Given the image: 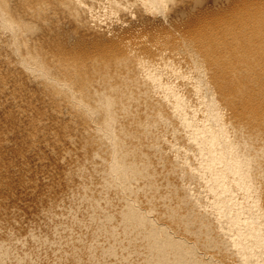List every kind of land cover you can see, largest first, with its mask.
<instances>
[{
    "label": "bare ground",
    "instance_id": "bare-ground-1",
    "mask_svg": "<svg viewBox=\"0 0 264 264\" xmlns=\"http://www.w3.org/2000/svg\"><path fill=\"white\" fill-rule=\"evenodd\" d=\"M202 1L204 0H0V18L2 22L4 21L2 27H5L6 30L10 29L9 33L5 31L9 39L10 37L13 38L17 36L19 32V29L16 31L15 24H13L15 21L12 22V19L17 20L22 26H26V33H39L35 41L32 40L33 42L31 44L34 47L29 51L28 56L30 58L32 57V62L39 67L37 71L38 75L40 77L47 76V79L49 78L47 82L42 81L45 85L41 86L45 88V90L43 89L42 101L50 104V111L54 113L56 111L55 116L58 118L60 117L58 120L61 118H63L62 120H64V118L74 119L76 117L82 119L83 115H86L83 119L88 120L83 121L85 123L80 124L81 126H73L74 123L68 126V131L65 130L66 132L61 131L59 133L63 135L60 138L55 132H52V134L49 133L51 135L48 134L49 142H46L48 141V139H46L43 144L39 143L38 139L30 137L25 140L27 144L29 143V146L26 147L28 149H23V152L25 151L26 154L31 152L35 155H40L43 150H50L56 147L53 144H57L58 142H68L67 145L70 144V146L74 148L75 140L73 141L72 139L76 137V132L77 134L79 132L80 134L83 133L81 134L82 137L83 135L86 136V139L84 137L85 141H83V147L85 149H90L89 147L94 146L93 150L91 148L92 154L100 148L99 145H103V148L111 146V148H105V150L109 151L102 152L100 157L103 158V156H106L107 159L104 161L107 165L108 162L109 164L111 162L110 168L102 164L101 166L108 168L107 173L102 172L105 174L106 178H109H107V182L108 180L110 181L108 183H110L109 187L112 189H107V186L104 187V185H102L106 183V181H103L105 179H103V175H99L101 178L97 179L98 176L94 174L99 182H105L102 184L99 183V185H102L107 193L103 190L102 186H97L100 189L102 188V192H105L104 194L99 193L101 200L105 201L104 204L110 201V204L113 198H120L119 200H123L124 202L132 201V203L125 202V207L123 206L117 209V214L120 216L118 218L125 220V224L122 225L123 228H121V231L119 229V231L115 229L109 231L112 237L109 239L110 236L108 237V235H105L106 239L101 240V243H99L100 246L98 244L99 247L88 246L90 248L93 247V249L96 247L101 249L102 259H110L113 254L112 252L110 254L111 250L107 253L108 249H111L110 247H115L113 249H115L114 253H116L112 256V260L117 258L119 254L121 260L125 263L128 262V264H132L130 261L133 257H140L143 255V257L146 258H148L146 255H149L150 261L148 262L151 263V260L153 261L151 264H254L257 260L255 254H264V194H262L263 196L260 194L261 192L264 193V189L261 187V190L260 185H257V182L260 184V182L264 180V0H211V2L207 4V1ZM90 7H93V9ZM99 7L101 8L99 9ZM196 9L197 11H195ZM191 11H195L194 15L183 23H180L181 19L187 16L188 12ZM152 13L154 14L151 18L150 16ZM132 20L140 22L143 28H146L152 21H155L159 30L168 31V34L164 35L167 37L154 39L152 34L149 35L145 31H140L136 35H131V32L125 33L128 24H130ZM2 22H0V25ZM65 25H68V28H63ZM5 32L4 35L6 34ZM20 34L22 35V33ZM4 38L6 39V36H4ZM16 42L17 45H19L18 41ZM52 50L59 51L60 54L49 55L48 52ZM4 52H6V47H3L0 42V53ZM16 55L18 54L16 53ZM7 62H5V64H0L1 74L11 73V70H15L16 65L12 62ZM45 62L48 63L51 68L48 69ZM23 66L26 65L22 63L20 68ZM25 70H27L26 67ZM28 73L30 72L27 71V74ZM33 74L35 73H32V75ZM44 79L45 77L43 80ZM12 81L11 79H0V88L7 90ZM29 89H25L23 94L33 95L29 93ZM56 93L59 96H56ZM71 100H74L76 104L72 105L70 103ZM103 100H107L108 103L103 105L101 102ZM13 101V99L10 100L9 104L13 103ZM25 111L18 113L19 119L28 121L27 123L35 128V131L36 128H40L38 130L44 128V122L47 119L46 113H37V115L33 117L29 113L30 108L29 112ZM198 118H201V121L200 119L197 121ZM199 121L202 127L204 125V127H206L208 124H213V129L204 130L206 134L203 133V135H208L212 138L208 139V136L204 137L203 145L205 148L201 147L203 145L198 141L201 136H199V132L195 131L197 129L195 125ZM16 122H18V120ZM172 125L176 126L171 127ZM182 125H184V127ZM126 126L134 127L137 132L130 135L127 133L129 130H127ZM229 126H232V128L234 127V131L235 129L239 131H237V133H231V131H229ZM197 127L199 126L197 125ZM153 128H156L159 132L169 134V136L171 133L180 135L186 145L183 147L185 152L192 149L194 153H198H195L199 156L197 162L200 161L203 165L202 171L205 170L204 172L207 173L205 176H210L207 180H205V178L201 180H203V183H205L204 180L206 183L207 181L211 182H208L209 184L207 183L209 186L202 183L200 184L199 182L200 187L201 185L203 187L205 186L209 193H219L223 183L222 178L224 179L223 181L227 180H225L223 175H236L235 179H233L235 183L237 182V187L235 189L249 197L254 196L252 197L254 198L252 199L253 201L257 198L256 202L258 205L256 206L260 207V202L263 204V207L261 206L259 209L256 208V212L252 215V213L244 209L247 202H244L246 203L244 205L241 204V207L236 205V201L240 198L237 199V197H235L237 200L235 199L234 201L231 199L234 197H232L233 194L231 198L227 196L228 202L227 199L225 200L227 214L225 216L226 218L221 219H227L228 221L226 222V231L223 232L226 236L228 235L233 239L225 242L223 241V243L227 242L226 244L229 245V242H233V244L237 246L236 252L238 255H241V258H238V260H236L235 257L233 258V255L228 256V254L223 253L226 252L223 251L225 247L228 248L232 245L225 246L223 244L224 247L222 248L223 245L220 244L221 242H217V239L213 236V232L207 230L208 227L206 231L203 229L205 233L207 232V234H209V237L205 240L209 243V246H215V248L221 245L220 248L223 252H221L222 254L220 255L206 253L200 257H198V255L195 257L197 253L195 251L198 249L199 243H197L196 240L192 243H188L189 241L187 242V240H189L188 235L191 233L190 227H187L188 224L185 226L186 230H183L184 227L181 228L179 224L180 228L183 230L181 233L178 231V224L170 225L174 218L171 219L172 222H168L170 220L164 217V221L161 214L157 217L158 220L151 221L146 211L148 210L147 207L143 209V207L137 206L138 202L136 200L148 192L149 189H153L152 187L155 189L157 186L160 187L165 185L160 179L158 180L155 178L152 182L149 181L150 183H146L145 178L148 176V173L146 176V173L143 172L146 177H144L143 174H139L142 163H145L146 166L150 165L149 163L151 160L148 158L147 161L143 160V157L146 155L145 152H150L148 149L152 151L153 147H147V151L140 153V157L137 158V156H139L138 152H141L142 148H144L140 143H142L144 139L147 140L149 138L150 140L152 138L151 133V137L147 134L148 132L137 133L141 130L148 129L149 131V129L152 130ZM227 130L230 133H228ZM187 131H194V140L190 138L191 134L190 137L187 135ZM92 132L94 134H90ZM71 134L74 136L73 138ZM119 134L122 135L121 138H119ZM145 134L147 135L145 136ZM1 136L3 140L0 141L4 142L6 137L3 135ZM82 137L79 138L82 139ZM186 137L191 139L192 145L186 140ZM140 139L142 142L139 141ZM196 146H200V149H197ZM1 148L2 147H0V149ZM9 149L6 147V150ZM85 149H83V151ZM11 151L7 153L9 154ZM108 153L110 155H106ZM19 154L22 157V154ZM34 154H32V156ZM153 154L150 155L154 157ZM77 159L79 160V157ZM176 159L175 161H171V164L178 163L180 167L183 165L182 168H180L183 174L193 178L195 170L191 167L194 165L196 166V164L193 166H191V164H193L194 161L192 160L193 162L191 161L192 163H189L185 160L186 158ZM71 161L73 162L72 164L75 165L76 160ZM70 163L68 164L69 168H71L72 165ZM158 163L156 165H159V167L164 169L167 173H172L175 169L172 168L170 162H165L164 165ZM254 163H257V165L259 163L260 165H258V167L260 166L261 170H259L258 167H256L258 170H254L256 169L252 168ZM2 165L0 167V174H3L4 171L6 172V169L2 168ZM23 165L26 166V163ZM98 165L100 164H97V166ZM156 165H154V167ZM28 166L29 162L27 167ZM74 168H72V170ZM83 168L85 169V167ZM99 168L101 167L99 166ZM77 169L79 170L78 167ZM89 169L92 168L89 167ZM236 169L238 170L237 174ZM95 170L99 169L96 168ZM82 171L83 170L78 172L80 173ZM13 172L14 174L18 173L15 172V170H13ZM86 172H88V169ZM182 172L180 171V173ZM233 172L235 175H231ZM87 174L85 173L84 175L86 176ZM92 175L93 173H90V175L87 176ZM201 176L203 177L204 175ZM195 178L196 180L200 179L194 177V180ZM170 183L173 182H169L168 184L171 185ZM134 186L137 188L135 189ZM214 187H216V191ZM229 190L230 188H228L225 183L223 193L228 195V193H230ZM184 191L182 192L184 193ZM187 192L186 190V193ZM163 198H165V196L159 195L157 200H162V206H165L170 201L171 197L168 198L167 196V201H165V203L163 202ZM241 201L240 203H242ZM253 201L251 203L255 205L256 202L253 204ZM96 207H94L95 210ZM254 207H249L248 209H253ZM101 208H103V206ZM237 210L244 213L248 212L247 215L249 214L252 216L244 222L247 218L243 220V217L240 218V215L236 216L234 211ZM97 212H100V210H96L95 213ZM232 212L235 215H232ZM174 215L175 219L181 222L179 219L180 215ZM83 216L84 215L81 217ZM233 216H236V218ZM186 217L187 216H185V218ZM180 218L183 219V217ZM74 219L79 220L80 217L73 218V220ZM88 219L86 218V221H88ZM254 219H259L263 227L254 226L248 233H245V229L248 226L247 224ZM90 220L93 222V218ZM80 221L81 220H79V222ZM110 221L109 218H106L100 225L104 226V229L111 230L113 227L110 225L113 224L110 223L113 220ZM197 221L200 222L199 219ZM167 222L168 224L170 223V226L167 225ZM77 223L78 222H75V224H73L77 226ZM82 223H79L80 226ZM96 226H98V223H96ZM109 226L111 228H107ZM201 228L204 227L201 225ZM127 229L128 231L126 232ZM48 231L54 233V237L62 230L60 227L57 228L55 226V228L53 227ZM102 232L104 233L105 231ZM107 232L108 231L105 233L108 234ZM124 232L128 233V239L125 238ZM121 236L122 238L119 239ZM34 237L36 238V236ZM97 237L98 236L93 239L97 241ZM82 240H79V242L77 241L78 243L75 242V244H70L72 245V249L77 247L74 249H78L79 251V249L83 250L81 248L84 247L85 249L86 247V249L90 251L87 245L83 246L84 243L82 244ZM30 242L32 244H37V247L39 245L45 247L47 244L44 240L42 241L41 238L39 241L30 237ZM89 243L91 244V242ZM247 243H251L254 246V254ZM188 244H191V246H189L190 248H188ZM193 246L197 247L194 248ZM191 247L196 250L194 251ZM63 248L65 249V247ZM139 248L140 250L138 251ZM220 248H218V253H220ZM5 249L6 248H3L2 251ZM64 249H60L62 256H65L64 254L68 251L67 248ZM116 249L121 250L124 254L122 253L121 256V253ZM188 249L192 251H188V253ZM60 250L58 249L55 251L58 252ZM193 251L195 255H193ZM11 253V251L8 253L9 256L12 255ZM104 253H106L105 257L103 256ZM53 254L56 256L55 253ZM70 254L72 253L70 252ZM61 255L57 253L56 258L52 255L53 257L44 256L38 259H41L43 263H47V261L60 262V259H62V257H60ZM72 256L74 257V255ZM57 257H60L59 260ZM96 258L98 257L96 256ZM120 258L118 257L116 260ZM23 260H28L30 262L26 255L23 257ZM98 260H95L96 262H94V264L102 263ZM121 260H119L120 264L123 262ZM110 262L112 261L110 260ZM106 263L108 264V262ZM259 263L261 264V262L256 261V264Z\"/></svg>",
    "mask_w": 264,
    "mask_h": 264
},
{
    "label": "rangeland",
    "instance_id": "rangeland-1",
    "mask_svg": "<svg viewBox=\"0 0 264 264\" xmlns=\"http://www.w3.org/2000/svg\"><path fill=\"white\" fill-rule=\"evenodd\" d=\"M205 1H207L206 4L211 2V0H204L202 2H205ZM90 8L93 9V7H90ZM100 8L101 7H99V9ZM195 11H197V9ZM195 11L188 12V15L185 16L183 19H181L180 23H183L188 18L193 16ZM153 14L154 13H152V15L150 16L151 18L153 16ZM61 19H65V18H61ZM13 21H15V22H13ZM0 22H2L1 18H0ZM12 22H13V24H15L16 31H18V29H19V32H18L17 36H15L16 38L15 37H13V38L10 37V39H9L7 37V33L6 32L9 33L10 29L6 30L5 27H2V25L4 24V21L0 25L1 26L0 30L3 31V32L0 31V38L2 39V40L0 39V42H1V45H3V47L4 46L6 47V52L0 53V64H5V62L9 61L7 63L12 62L14 65H16L15 70H11V73L9 72L7 74H5V73L1 74V72H0V79H11V81L13 80L12 81L13 83L11 82V85L7 88V90L0 88V129H1L0 132H2L0 134L6 137V139H4V142L0 141V147L3 148V149L2 148L0 149V154H1V156H0V167H1L2 164H4L5 166L2 165L3 166L2 168L6 169V172L4 171L3 174H0V233H1L0 234V253L2 254V256L0 254V264H1V262H2V264H20V263H22V264H25V263H28V264H30V263L31 264H94V262H96L98 259H100L98 261L102 262L101 264H107L106 262H108V264H120L119 260H121V258H120L118 253L117 254H118V257L120 259L116 260V259H118V257H117V258H114V260H112V258H113L112 256L116 254V253H114L115 249H113L115 247H110L111 249H108L107 253H109V250H111L110 254H111V252L113 253L111 255L110 259L109 258L108 259L107 258L106 259H102L103 257L101 256V249L98 248L100 246L99 243H101V240L106 239L105 235H108V237L110 236L109 231H112L114 229L115 230L119 229L121 231L122 230L121 228H123L122 225L125 224V220H121V218H118L120 216L117 214V211H118L117 209H120L123 206L125 207V202L126 201L124 202L123 200H119L120 198L115 196L118 199H114L113 198L114 201H113V199L112 200L110 199L111 200L110 204H109L110 201L108 203L104 204L105 201L101 200V197H100V194H104L106 192L104 190L105 189L104 187L107 186L106 187L107 189L110 188L109 187L110 183H108L110 181L108 180V182H107V178L108 177L106 178L105 174L103 172L107 173L108 168H110V166H111L110 165L111 162H110V164L108 162V165H107L106 162L104 161L105 159H107L106 156H103V158H104L103 159V158L100 157V155L104 151L108 152L109 150H105V148L108 149V148H111V146L108 147V148H107V146L103 148V145L102 146L99 145L100 148H98V150H96V152H94L95 154L94 153L92 154V150H93L94 146L89 147L90 149H88V148L85 149L83 147V144H84L83 141H85L86 136L83 135V137H82L81 134H83V133L80 134V132H79L78 133L79 135H78L77 132H76L75 133L76 135L74 134L76 137H74L71 134L72 138L74 137L72 140L73 141L75 140L74 141L75 142L74 143L75 144L74 148H72L70 146V144L67 145L68 142H58L57 144H53L56 147L53 146L54 148H52L50 150L48 149L49 151L48 150H43L42 154L41 153H40V155L37 154L38 156L35 155L34 153H31V152H28L27 154L25 153V151L23 152V149H28L26 147L29 146L28 145L29 143L27 144L25 140L30 138V137L38 139L39 143L43 144V142H45L46 139H48V141H46V142H49V138L48 137H49L50 134H52V132H55V134H58L59 138H60L63 135L59 134V133L61 131H65V130L69 129L68 126H71L73 123H74L73 126L74 125H80L82 123L84 124L85 122H83V121H88V120L83 119L84 116H86V115H83L82 119L80 117L79 118L76 117L74 119L64 118V120H62L63 118H61L60 120H58L60 117L58 118V117L55 116L56 111L54 110L55 113L50 111V109H51L50 108V104L42 101V97H43L42 94L44 93V90H45V88H44L45 85L43 83L47 82V80L49 78L47 79V76H44L45 79L43 80L44 77L43 76L40 77L38 75L37 71L39 70V67H37L32 62L33 58L32 57L30 58L28 56L29 51H31V49H33L32 47H34L31 43L33 41H35L36 36L39 33H37V34L36 33H32V34L26 33V29H27L26 26H22L15 19H12ZM51 22H53V21H51ZM3 28H4V30H3ZM63 28H68V25H65ZM20 30H21V32H20ZM140 31H145L149 35L152 34V37L154 39L155 38L167 37V36H164V35L168 34V31L159 30V28H157V24L155 23V21H152L146 28H143L141 26L140 22H138L137 20H132V22L130 24H128L127 31L125 33L131 32V35H136ZM4 32L6 33L5 35H4ZM24 32H25V34H24ZM15 33H17V32H15ZM20 33H22V35ZM25 35H26V37H25ZM4 36H6V39L4 38ZM28 39H30V40H28ZM13 40H14V42H13ZM16 41H18L19 45H17ZM5 42H6V44H5ZM13 43H16V44H13ZM11 44H12V46H11ZM14 52H16L19 56L16 55V53H14ZM48 54L49 55H58L60 53H59V51L57 52L55 50L54 51L52 50V51L48 52ZM5 55H7V56H5ZM17 63H19V64H17ZM22 63H23V65H26V66H23L22 68H20ZM29 64H30V66H29ZM45 64H46L48 69L51 68L48 63L45 62ZM25 67H26L27 70H25ZM30 68H32L33 70L30 69ZM27 71L30 72V73L27 74ZM31 72L35 73V74L32 75ZM29 76H30V78H29ZM30 79L32 81H34V82H32ZM42 81H44V82H42ZM38 83H39V85H38ZM40 83H42V84H40ZM42 85H44V86L41 87ZM40 87H41V89H40ZM25 89H29V91H30L29 93L30 94L32 93L33 95H29L28 93H27L28 95L23 94ZM38 91H41V92H38ZM55 95L59 96L57 93ZM12 99L14 100L13 103L9 104L10 100H12ZM3 102H4V104H3ZM101 102H102L103 105L108 103L107 100H103ZM70 103L72 105L76 104V103H74V100L73 101L71 100ZM28 107L30 108V112H29V108ZM27 108H28V110H27ZM31 108L33 109V112H32ZM21 111H25V112L28 111L30 113V115H32L33 117L36 116L37 113L38 114L39 113L41 114V112L42 113L43 112L46 113L47 114L46 115V118H47L46 120L47 121L45 120V122H44V128L41 129V130H38L40 128H38V129L36 128V131H35V128L31 127L27 123L28 121L18 118V113H20ZM206 112H208V111H206ZM10 118L11 119L13 118V119L11 120ZM199 119L201 121V118H198L197 121ZM17 120H18L19 123L16 122ZM81 120H82V122H81ZM9 121L12 123V125H11V123ZM200 121L196 123V125H195L196 127L195 128H197V129L195 131L199 132V136H201V137H200V139L198 141H200L199 143L203 145L204 144L203 143L204 142V137L208 136V135H203V133L206 134V132L204 130H209L210 128L213 129V124H208V125H206V127H204L205 126L204 125L202 127V124H201ZM197 125L199 127H197ZM175 126L176 125H172L171 127H175ZM182 126L184 127V125H182ZM126 127H127V130H129V131H127V133H129L130 135L134 134V132L135 133L137 132V131H135V128L132 127V126L131 127L130 126H126ZM233 128H232V126H229V131H231V133L232 132H236L237 133V131H239V130H236V129L234 131ZM47 131H49V132H47ZM149 131H148V129H146V130L138 131V133H137V134H139V133H142V132H144V133L148 132L147 134L149 136H150V133L152 134V138L150 140H149V138L147 140H145L143 138L145 140V143H144V140H143V142H142L141 139L139 140L140 142H142V143H140V142L139 143L142 144L143 145L142 147H144V148H142L141 152H138L139 156H137V158L140 157V153L147 151L146 150V149H148L147 147H151V148L153 147L152 151L150 149H148L150 152H148V151L145 152L146 155L143 157V160H146V161L148 159L151 160L150 163H149L150 165L146 166L145 163L141 162L142 164L141 163L140 164L142 166H144V167L146 166V167L144 168V167L141 166L142 169L140 168V173L139 174H143V176H144V174L146 173L145 175L147 176V173H148L147 177L144 176V177H146L145 178V182L146 183H148L149 181L152 182L153 179L155 178V179H158V180L160 179V181L163 184H165L166 186L165 185L164 186H160V187L157 186V188L160 189V190H158L156 187H155V189H154V187H152L153 189H149L150 191L148 190V192H146L144 195H142L140 198H138L136 200L138 202L137 206L143 207V209L144 208L146 209V207H147V209L149 211L148 210H146V211L148 212V216H149L151 221L156 220L157 217L162 214L163 218L165 217L166 219L170 220L168 222H172L171 219L174 218L173 222L171 224L169 223L170 225H172V224L173 225H175V224L177 225L178 224L177 225V227H178L179 224H180L181 228L184 227L183 230H186L185 226H187V224H188L187 227H190L189 229H190L191 233H189V235H188L189 236L188 237L189 240H187V242L189 241L188 243H192V242H194V240H196V242L199 243L198 244L199 246L198 247L196 246L198 248L197 250L194 249V248H196L195 246H193L194 248L191 247V248H193L194 251L196 250L195 252H197L196 255H195V252L193 251L194 252L193 255H195V257L197 255H198V257H200L202 255H205L206 253H213V254L220 255V254H222L221 252L226 251V252H223V253L228 254V256L229 255H231V256L233 255L232 257L233 258L235 257L236 260H238V258H241L240 257L241 255L237 254V252H236V249H237L236 247L237 246L234 245L233 242H229L228 241L230 243L229 245L226 244L227 242L223 243V241L225 242L227 240H232L233 239L232 237H229L228 235L226 236L225 233H224L226 231V229H225L227 227L226 226V222L228 220L227 219L226 220L221 219V218H226L225 216L227 214L225 200L228 197L231 198V195L233 194L232 197L233 196L234 197L231 198V199H233L234 201L236 199L235 197H237V199L240 198L238 200L236 199L237 200L236 201V205H239L241 207L242 206L241 204L244 205V204H246L244 202H247V204L245 205L247 208L244 206L245 207L244 209L247 210L249 213H252V215H253L254 212H256L255 209L256 208L259 209L261 206L263 207V204L260 202V207L256 206V205H258L257 202H256L257 198L255 199V201H253L252 200V199H254V198H252V197H254V196H252L253 194L251 195L252 197H249L246 194H244V193H242V192H240V191L235 189L237 187L236 186L237 182L235 183V181H233V179H235V177H236L234 172L231 173V175H235V176H230V175L226 176V175L222 174L223 177L225 178V180L226 179L227 180L223 181L224 179L222 178V182L223 183H222L221 186L223 188L220 187L221 189H220L219 193L218 192H215L216 194L213 193V192H211L213 194L209 193L207 191V189L205 188V186L203 187L201 185V187H200V185H199V182H200V184L202 183L204 185H208L211 182L207 181V183L209 182L207 184L206 181H205L208 178H210V176L209 175L205 176V175H207V173L204 172L205 170L202 171L203 170V167H202L203 165L200 163V161L197 162L198 161L197 159H199V156L196 155V154H198V153L195 152L196 153L195 154L192 151V149L187 151V152H185L183 147H185L186 145H185V143H184V141H183V139H182V137L180 135L171 133L170 136H169V134L157 131L156 128L155 129L153 128L152 130L149 129ZM229 131H228V133H230ZM109 132H111V131H109ZM187 132H188L187 135L190 137V134H191L190 138L194 140L195 139V137L193 135L194 131H192V132L191 131H187ZM124 133H126V132H124ZM90 134H94V133L92 132ZM114 134L116 136L115 132H114ZM147 134H145V136ZM79 137H82V139L79 138ZM84 137H85V139H84ZM121 137H122V135L119 134V138H121ZM135 137H136V135H135ZM189 137H186V140H188L190 142V145H192L191 144L192 142L190 141L191 139ZM1 138H2V136H1ZM1 138H0V140H3V138L2 139ZM140 138H142V137H140ZM208 139H212V138L210 136H208ZM172 146H174V147H172ZM6 147H7V149H9V148H11V149L6 150ZM201 147L205 148L204 145L201 146ZM4 148H5V150H4ZM91 148H92V150H91ZM172 148H174V149H172ZM196 148L200 149V146H196ZM83 149H85V150L83 151ZM87 149H88V151H87ZM193 149H194V147H193ZM2 150H4V151H2ZM13 150H15V151H13ZM94 150H95V148H94ZM8 151L9 152L11 151V153L8 154L7 153ZM2 152H4V153L6 152V153L4 154ZM12 152H13L14 155L12 154ZM84 152H85V155H84ZM16 153H18V154L21 153L22 157L20 156V154L18 156V154H16ZM32 154H34V155L32 156ZM98 154H99V156H98ZM150 154H153L154 157H152V155H150ZM27 155H29V156H27ZM106 155H110V154L108 153ZM25 156H27V157H25ZM175 156H177V157H175ZM196 156H198V157H196ZM78 157H79V160L77 159ZM176 158H178V159L179 158H182V159L186 158L185 160H187L189 163H192L194 161V163L191 164V166L196 164L197 167L195 165H194L195 167L194 166L193 167L190 166L191 168H194V170H195L194 174L193 173L192 174L194 175V177H197V179H199V178L200 179L196 180V178H195V180H194V177L192 178V177L185 176L183 174L182 170L180 169V168H182L183 165H181V167H180L178 163L171 164V161H173V160L175 161ZM99 159H101V160H99ZM71 160H73V161L76 160V162H75L76 166L74 164H72L73 162ZM28 162H29V166L27 167ZM158 162H160V163H158ZM165 162L166 163L170 162V164L172 165V168H175L172 173H167L164 169L159 167V165L158 166L156 165L157 163L164 165ZM25 163H26V166L23 165ZM34 163H37V164H34ZM69 163L72 164L71 168L68 167ZM93 163H96V164H93ZM199 163L201 164V167H200ZM97 164H100V165L97 166ZM101 164L104 165V166H107L108 168L101 166ZM154 165H156V166L154 167ZM255 165H257V163H254L252 168H256L260 164L258 163L257 166H255ZM99 166L101 168H99ZM77 167L79 168V170L77 169ZM83 167H85L86 170ZM89 167L92 168L93 170L89 169ZM72 168H74V169L72 170ZM80 168H81V170H83V171L85 170V171L84 172L82 171L83 173L82 172L79 173L78 171H81ZM96 168L99 169L100 171L99 170H95ZM157 168H159V169H157ZM258 168H259V170H261L260 166ZM258 168L254 169V170H258ZM87 169H88V172H86ZM13 170H15V172H18V173L14 174ZM95 171H97L98 173L95 172ZM180 171L182 173H180ZM11 172H13V173H11ZM89 172L91 174L93 173V175L92 176H87V175H90ZM143 172H145V173H143ZM237 172H238V170L236 169V174H237ZM54 173H55V175H54ZM85 173L86 174L88 173V174L85 176L84 175ZM12 174H13V176H12ZM49 174H51V175H49ZM94 174L96 176H98L97 179L101 178V176L99 177V175H103L104 176L103 179L104 178L105 179L104 180L102 179V180L106 181V183L103 182L102 180H101L102 183H105V184H102L101 182H99L96 179V176ZM201 175H204L205 177L204 176L202 177ZM45 176H47L48 178L45 177ZM202 178L203 179L205 178L204 182L206 184L203 183V180H201ZM209 180H211V179H209ZM255 180L259 181L258 179H255ZM255 180H254V182H255ZM260 181H261V179H260ZM263 181L264 180H262V182H260V184H259V182H257V185L258 186L260 185V188L263 187V189H264V182ZM111 182H112V179H111ZM169 182H173V183H170L172 186L168 184ZM99 183L104 185V187L102 185H99ZM225 183H226V186L228 188H230L229 191H230L231 194L228 193V195H225L223 193L224 192ZM232 183H233V185L234 184L235 185L233 186ZM95 184H96V186H95ZM174 184H176V185H174ZM97 186L98 187L102 186L103 190L105 192H102V190H101L102 188L100 189ZM208 186H206V187H208ZM134 188L136 189L137 187L134 186ZM134 188H132V189H134ZM111 189L112 188H110V190ZM215 189H216V187H214V190ZM96 190H98V191H96ZM186 190L188 191L187 193H186ZM233 190H234V192H233ZM261 190H262V188H261ZM95 191H96V193H95ZM182 191H184V193H186V194H184ZM150 192H151V194H150ZM156 192L157 193L159 192V193L157 194ZM160 192H162V193H160ZM166 194H168V195H166ZM182 194H184L187 197H185ZM214 194H215V196H214ZM218 194L220 195V197H219ZM260 194L262 195L264 193L261 192ZM157 195L158 196L161 195L163 197L165 196V198H163V200H164L163 202L164 203H165V201H167L166 200L167 196H168V198L171 197V199H170V201L168 203L166 202L167 204L165 206H162V200H157V197H158ZM216 195L218 196L219 199L217 198ZM130 196H131V192H130ZM182 198H184V199H182ZM97 200H99V201H97ZM177 200H179V201H177ZM239 200L240 201L242 200L241 201L242 203H240ZM251 200L253 201V204L256 202L255 205H252V203H251L252 201ZM156 201H158V202H156ZM127 202L132 203V201H127ZM227 202H228V199H227ZM93 203L94 204L96 203V204L94 205ZM156 203L157 204L160 203V204L157 205ZM63 204H65V205H63ZM92 204H93L94 207L99 206V204H100L99 207H96V210H100V212L95 213L96 210L94 209ZM155 204H156V206H155ZM102 206H103V208H101ZM249 207H254V208L253 209H251V208L248 209ZM192 208L193 209L195 208V209L193 210ZM197 209H199L200 211L197 210ZM188 211L191 212V213H189ZM192 211H193V214H192ZM196 211H198L200 214L198 212H196ZM239 211L238 210L234 211V213L236 214V216L240 215L241 216L240 218L243 217V220L247 218L244 222H246L249 219V217L252 216V215L250 216L249 214L247 215L248 212L244 213V212L240 211V213H239ZM234 213L232 215H235ZM174 214H176V215L179 214L180 217H183V219L179 217L181 222H178L175 219V217H174L175 215ZM82 215H84V216L81 217ZM87 215H89V216H87ZM165 215H167V216H165ZM169 215H170V217H169ZM90 216H91V218H90ZM185 216H187L188 218L187 217L185 218ZM236 216L235 217L233 216V217L236 218ZM77 217L78 218L80 217V219H79V220H81L80 222L82 223V221H83L82 225L84 224L85 226L84 225L80 226V224H79L80 222H79L78 219H74L75 221L73 220V218H77ZM115 217H116V219H115ZM86 218L87 219L88 218H90V219L93 218V222H91L90 219H88V221H86ZM106 218L107 219L109 218V221L113 220L112 222L110 221L111 222L110 224H113V225H110V226H112L113 228H111L110 226L107 227V228H111V230L104 229V226L100 225L101 223H103L102 221H104ZM111 218H113V219H111ZM165 218L163 219L164 221H165ZM198 219H199V221L201 223L197 221ZM76 220H78V221H76ZM174 221H175V223H174ZM75 222H78L77 224L80 227L78 225H77L78 227L76 225H74ZM85 222H86V224H85ZM168 222H167V225H169ZM240 222H242V221H240ZM96 223H98V226H96ZM94 224H95V227H94ZM201 225L204 228H201ZM247 225L248 226L245 229V233H248L254 226H257V227H260V228L263 227V225L261 224L259 219H254L252 222H249ZM55 226L57 228L60 227V229L62 231H60V233H58V235L55 234L56 236L53 237L54 233H51V231L49 232L48 230L53 228V227L55 228ZM74 226H76V227H74ZM99 226H100V228H99ZM180 226L178 228V231L182 233L183 230L180 228ZM206 228H207V230H210L211 232H213V236H215V238L217 239V242H219V243L221 242L220 244H222V245L224 244L225 246L226 245L227 246H231L232 245L233 247L232 246L228 247V248L225 247L223 249V251H222V249L220 248L221 247L220 244H219L220 246L219 247L217 246V248H215V246H209V243H207V241L205 240L206 238L209 237V234H207V232L205 233ZM203 229H205V231ZM102 231H105V232L108 231L107 232L108 234H106L105 232H104L105 233L104 234ZM127 231H128V229L126 230V232ZM126 232H124L125 238L128 237L127 236L128 233H126ZM94 233H95V236H94ZM125 233H126V235H125ZM3 236H5V237H3ZM34 236H36V238ZM92 236H94V237H92ZM96 236H98L97 237L98 238L97 241H95L96 239L95 240L93 239V238H96ZM130 236H132V235H130ZM30 237H32V238H34L36 240H39V241H40V238H41L42 241L44 240V242L47 243V244H46L45 247L44 246L42 247V245H39L37 247L36 246L37 244H34V243L32 244L30 242ZM111 237L112 236H110L109 239ZM120 238H122V236L119 237V239ZM92 239L94 240V242H93ZM79 240L83 241V242L80 241V242H82V244L84 243L83 246L87 245V247L88 246L95 247V246H98V244H99V246L94 248L95 250L93 249V247L92 248L88 247V248H90V251H88L86 249V247H85L86 250L84 249V247L81 248L83 250L79 249V251H78V249H74V248H77V247H74L72 249V247H71L72 245H70V244H75V242H77V241L79 242ZM89 240H92V241H89ZM89 242H91V244ZM92 242H93V244L94 243L95 244L93 245ZM17 244L19 246H22V247H19ZM16 245H17V247H16ZM224 245L222 246V248L224 247ZM247 245L250 248V250L252 251V253L254 254V251H255L254 250V246L251 243H247ZM189 246H191V244H188V248H190ZM63 247H65V249L67 248V250H68L66 252V254H64L65 256H62L61 253H60L61 252L60 249H64ZM3 248H6V249L4 251H2ZM68 248L69 249L71 248L70 249L71 251ZM218 248H220V253H218V250H219ZM58 249L60 251L56 252ZM139 250H140V248L138 249V251ZM10 251L12 252L11 256H9V254H8V253H10ZM69 251L72 254H70ZM95 251L98 252L99 254L96 253ZM117 251L120 252L121 253L120 255L122 256L123 252L121 250H117ZM188 251L190 252L192 250L188 249L187 252ZM16 252H17V254H16ZM53 253H55L56 256H57V253H59L61 255L60 257H62L63 261H62V259H60V262H57V261L56 262H53V261L49 262V261H47V263H45V262L43 263V261L41 259L40 260L38 259V258H40V257L42 258L44 256L53 257L54 256ZM25 255L28 257L30 262L28 260H26V261L23 260V257ZM72 255H74V257ZM56 256H54V257L56 258ZM96 256L98 258H96ZM103 256L105 257L106 253H104ZM143 256H140L142 258H140L139 256L138 257H133L130 262L132 264H151L153 262L152 260H151V263L148 262V261H150L149 255H146L149 258V260H148V258L143 257ZM231 256H230V258H231ZM1 257H3V258H1ZM255 257L257 258L256 261H259V262H261V264H264V254L256 253ZM59 258L57 257L58 260H59ZM3 259H4V261H3ZM134 259H135V261H134ZM110 260L113 263L110 262ZM115 261H117V262H115ZM121 261H123V260H121ZM253 261H254V259H253ZM256 261H255L254 264H256ZM123 263L124 264H126V263L128 264V262H126V263L124 261L121 262V264H123ZM244 264H246V263H244Z\"/></svg>",
    "mask_w": 264,
    "mask_h": 264
}]
</instances>
